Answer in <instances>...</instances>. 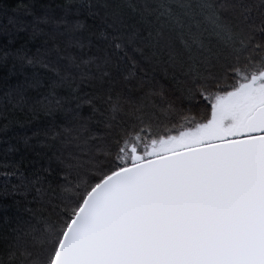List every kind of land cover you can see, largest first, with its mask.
Masks as SVG:
<instances>
[{
    "label": "snow or ice",
    "instance_id": "obj_1",
    "mask_svg": "<svg viewBox=\"0 0 264 264\" xmlns=\"http://www.w3.org/2000/svg\"><path fill=\"white\" fill-rule=\"evenodd\" d=\"M0 142V264H264V0L0 5Z\"/></svg>",
    "mask_w": 264,
    "mask_h": 264
},
{
    "label": "trees",
    "instance_id": "obj_2",
    "mask_svg": "<svg viewBox=\"0 0 264 264\" xmlns=\"http://www.w3.org/2000/svg\"><path fill=\"white\" fill-rule=\"evenodd\" d=\"M57 2H60V0H57ZM16 3V0H0V5H7L8 7H13ZM20 119L22 120L23 117H20ZM11 143V141H10ZM7 147L6 144L0 142V163H3V160H2V153H3V149ZM18 154L16 156H13V157H9L10 160L12 159H16L18 160ZM27 163V161H25V164ZM5 171V169L3 167H0V172H3ZM3 180V177H0V182H2ZM12 183H15V180L12 181ZM11 204L12 203V198L9 196V197H4V196H0V205H3V204Z\"/></svg>",
    "mask_w": 264,
    "mask_h": 264
}]
</instances>
